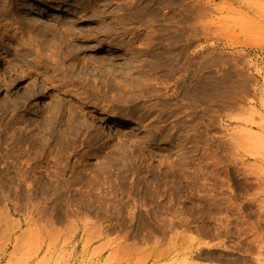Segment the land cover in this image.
Listing matches in <instances>:
<instances>
[{
	"label": "rangeland",
	"instance_id": "rangeland-1",
	"mask_svg": "<svg viewBox=\"0 0 264 264\" xmlns=\"http://www.w3.org/2000/svg\"><path fill=\"white\" fill-rule=\"evenodd\" d=\"M0 264H264V0H0Z\"/></svg>",
	"mask_w": 264,
	"mask_h": 264
},
{
	"label": "bare ground",
	"instance_id": "bare-ground-1",
	"mask_svg": "<svg viewBox=\"0 0 264 264\" xmlns=\"http://www.w3.org/2000/svg\"><path fill=\"white\" fill-rule=\"evenodd\" d=\"M25 4L27 5L28 3L26 2L23 5H25ZM34 6H35V4H34ZM53 16H56V15H53ZM152 39H154V40H151L147 44L146 52L151 51V50H154V51L156 50L157 51L156 55L152 56L153 57L152 59H151V57L149 59H147L146 62L143 63V65H145V66L148 65L150 67V69L155 71L154 73L158 72L159 70H166V73H168L167 74L168 76L175 77L176 73L179 71V68H181L180 63L184 64V66L186 67V74L181 75L180 78H176L175 82H176V84H180L181 82H185V83L188 82V81L190 82V78H192V77H191V69H190L189 65H190L191 60H192L193 57H192V54H191V52L189 50L190 46H191V41L189 40V38H187V37H185L183 35L181 36V35H177V34H172V35H168V36H161V35L158 34V35H156V37H153ZM167 41L169 43H167V45L164 46L163 45L164 42H167ZM180 42L181 43L183 42L180 45L181 51L176 53L175 50H178V48H179L178 44ZM159 48L164 53L163 54V58H160V59H159ZM174 54H175V56H174ZM110 59L112 61H119V57H116L115 54H113L110 57ZM3 64H4V66L6 68H10V66L8 65L7 62L4 61ZM159 73L161 74L162 72L159 71ZM178 96H180V91H174L167 98L176 99ZM184 105H185V107H187V110H189L190 99H187V101L184 103ZM131 132H132L131 130L125 128V129H123V132H122L121 136L132 134Z\"/></svg>",
	"mask_w": 264,
	"mask_h": 264
}]
</instances>
